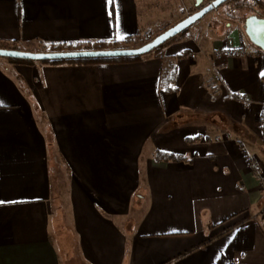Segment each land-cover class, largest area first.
Returning <instances> with one entry per match:
<instances>
[{
	"label": "crops",
	"instance_id": "crops-1",
	"mask_svg": "<svg viewBox=\"0 0 264 264\" xmlns=\"http://www.w3.org/2000/svg\"><path fill=\"white\" fill-rule=\"evenodd\" d=\"M175 3L0 0V48L156 37ZM184 37L127 62L0 59V264H264V55L233 29Z\"/></svg>",
	"mask_w": 264,
	"mask_h": 264
},
{
	"label": "rangeland",
	"instance_id": "rangeland-1",
	"mask_svg": "<svg viewBox=\"0 0 264 264\" xmlns=\"http://www.w3.org/2000/svg\"><path fill=\"white\" fill-rule=\"evenodd\" d=\"M209 1V0H208ZM176 6H174V8L170 11V12H161V15L163 16V18L161 19L162 23V27H161V31L160 33L164 32L165 30L173 27L174 25H176L177 23H179L180 21H182L183 19H185L186 17H188L189 15L193 14L196 11V7L194 4V0H176L175 3ZM170 8V7H169ZM152 11L156 12L158 9L156 7H152L150 8ZM169 11V9H168ZM164 13V15H163ZM166 14V15H165ZM219 11L214 10L213 12L207 14L205 17H203L201 20L197 21L194 25H192L191 27H189L188 29H186L185 31H183L182 33L178 34L177 36H175L174 38L170 39L169 41H174L175 39L181 38V37H187L189 36V38H193L194 36H199L196 37L198 39H204L203 41H205V37L207 36L208 33H224L227 32V30L224 28V23H225V19H224V14L219 15ZM189 29H192L191 31H193L192 35L190 34H186L188 32ZM186 34V35H185ZM157 36V35H154ZM184 37V38H185ZM221 37V36H220ZM241 39L244 42V46L246 48L247 51H254L255 50L247 43L245 42L244 38L242 36H240ZM154 37H148L147 39H133L135 43L124 47L123 45L114 47L113 49H127V48H138L146 43H148L151 39H153ZM188 38V37H187ZM168 41V42H169ZM166 42V43H168ZM165 43V44H166ZM164 45H162L163 47ZM208 51L210 53H213V51L211 49H208ZM158 52V51H157ZM155 52V53H157ZM151 54L153 52H150ZM5 63L8 62V60H4ZM264 109V108H262ZM263 118H264V110H263ZM201 126H196L195 129H198L200 132H205V128L203 127V124H200ZM260 128L263 129L260 125ZM52 178L55 181V184L53 186V192H54V205H56V209H57V241L60 242L59 243V250L61 252L62 258L65 260V256L67 255V251L70 249V247H72V239L70 237L69 234L66 233L64 226L62 224L61 218H60V205H62V207H64V199H65V195H66V178H67V174L65 173L63 167L61 165H57L56 168L53 170L52 173ZM55 236V235H54ZM56 238V237H55ZM75 264V263H73Z\"/></svg>",
	"mask_w": 264,
	"mask_h": 264
},
{
	"label": "water",
	"instance_id": "water-1",
	"mask_svg": "<svg viewBox=\"0 0 264 264\" xmlns=\"http://www.w3.org/2000/svg\"><path fill=\"white\" fill-rule=\"evenodd\" d=\"M227 0H217L214 3H210L202 9L189 15L173 27L165 30L156 37H154L148 43L138 48L127 49H109V50H86V51H70V52H23L11 49L0 48V59H15L31 62H50V61H66V60H95V59H117L126 57H137L148 54L154 49L164 45L170 39L174 38L178 34L182 33L197 21L201 20L207 14L211 13L215 8L224 3ZM203 0H196L195 7H200ZM263 27L261 35L264 33V24L259 23ZM258 27L253 29H247L246 35L250 39V42L257 48L264 52V47L261 43H258L253 39V32L259 31Z\"/></svg>",
	"mask_w": 264,
	"mask_h": 264
},
{
	"label": "flooded vegetation",
	"instance_id": "flooded-vegetation-1",
	"mask_svg": "<svg viewBox=\"0 0 264 264\" xmlns=\"http://www.w3.org/2000/svg\"><path fill=\"white\" fill-rule=\"evenodd\" d=\"M215 1L217 0H203L200 7L196 8V11ZM214 10L219 11V15L224 14L225 23L223 26L226 30L233 29L257 53L264 55V52L255 47L246 35L247 29H253L255 27L263 31V27L259 23L264 24V0H227ZM260 30L253 32V39L261 43L264 47V33L261 35Z\"/></svg>",
	"mask_w": 264,
	"mask_h": 264
},
{
	"label": "trees",
	"instance_id": "trees-1",
	"mask_svg": "<svg viewBox=\"0 0 264 264\" xmlns=\"http://www.w3.org/2000/svg\"><path fill=\"white\" fill-rule=\"evenodd\" d=\"M152 40V39H151ZM150 40V41H151ZM135 43L133 39H127L125 41H122L121 43H94L91 45H85V46H71V45H52L48 47H42L39 49L38 52H70V51H86V50H109L113 49L114 47L123 45L124 47L129 46L131 44ZM162 48V46L154 49L152 52L155 53L159 51ZM11 50H15V48L10 47ZM140 56L137 57H126V58H117V59H95V60H66V61H50V62H38L40 64H52V65H59V64H77V65H83V64H105V63H117V62H127V61H133L136 59H139ZM11 63H23V64H30L33 63L31 61H24V60H15V59H7ZM178 157L172 154H166V153H159L156 157V161H171L176 160Z\"/></svg>",
	"mask_w": 264,
	"mask_h": 264
},
{
	"label": "built area",
	"instance_id": "built-area-1",
	"mask_svg": "<svg viewBox=\"0 0 264 264\" xmlns=\"http://www.w3.org/2000/svg\"><path fill=\"white\" fill-rule=\"evenodd\" d=\"M227 54L229 56H244L246 54V51L244 48H238V49H232V50H229L227 52ZM263 108H264V104H263ZM264 110V109H263ZM261 127L264 129V118L263 120L261 121ZM250 167L251 169L254 171L255 175L258 176V178L260 179V182H261V186L264 187V183L263 181L261 180L262 179V174L260 172V169L258 168V163L253 160L250 162Z\"/></svg>",
	"mask_w": 264,
	"mask_h": 264
},
{
	"label": "snow or ice",
	"instance_id": "snow-or-ice-1",
	"mask_svg": "<svg viewBox=\"0 0 264 264\" xmlns=\"http://www.w3.org/2000/svg\"><path fill=\"white\" fill-rule=\"evenodd\" d=\"M109 3H114V0H109Z\"/></svg>",
	"mask_w": 264,
	"mask_h": 264
}]
</instances>
